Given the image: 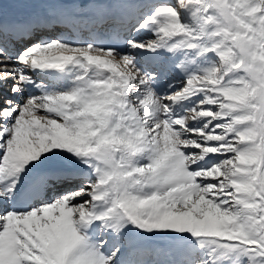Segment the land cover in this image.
I'll list each match as a JSON object with an SVG mask.
<instances>
[{
  "label": "snow or ice",
  "instance_id": "6c2138e0",
  "mask_svg": "<svg viewBox=\"0 0 264 264\" xmlns=\"http://www.w3.org/2000/svg\"><path fill=\"white\" fill-rule=\"evenodd\" d=\"M0 264H264V0H0Z\"/></svg>",
  "mask_w": 264,
  "mask_h": 264
}]
</instances>
